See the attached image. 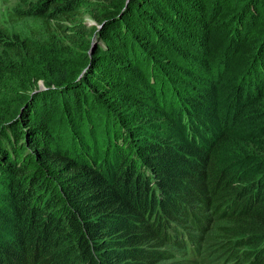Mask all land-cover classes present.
I'll list each match as a JSON object with an SVG mask.
<instances>
[{"label":"trees","instance_id":"trees-1","mask_svg":"<svg viewBox=\"0 0 264 264\" xmlns=\"http://www.w3.org/2000/svg\"><path fill=\"white\" fill-rule=\"evenodd\" d=\"M21 1L74 64L0 111V264H264V0Z\"/></svg>","mask_w":264,"mask_h":264},{"label":"rangeland","instance_id":"rangeland-1","mask_svg":"<svg viewBox=\"0 0 264 264\" xmlns=\"http://www.w3.org/2000/svg\"><path fill=\"white\" fill-rule=\"evenodd\" d=\"M25 8L26 5L21 0H0V28L8 32L12 39L16 36L26 39L40 53L36 59L28 61V66L23 67L25 78L30 76L29 86L23 85V81L14 71L5 73L0 79V111L2 112L9 104L18 103L24 94L30 91V88L44 87V78L49 76L50 69L53 67L52 60L63 66L74 64L57 40H55L56 43H50L48 21L42 17L23 15L21 12ZM88 22L95 23L93 19H88ZM193 244L196 247V253L194 254L189 247L181 253L178 252L175 255L177 264H238L232 257H225V253L218 254L215 251L206 259H202L208 254L203 240L200 246L194 242Z\"/></svg>","mask_w":264,"mask_h":264}]
</instances>
